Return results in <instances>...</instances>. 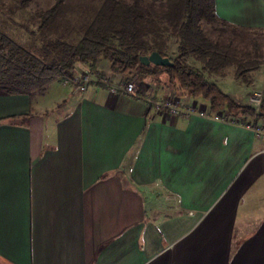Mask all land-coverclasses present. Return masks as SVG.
<instances>
[{
    "label": "crops",
    "instance_id": "1",
    "mask_svg": "<svg viewBox=\"0 0 264 264\" xmlns=\"http://www.w3.org/2000/svg\"><path fill=\"white\" fill-rule=\"evenodd\" d=\"M216 3L264 30V0ZM109 78L0 87V264H264V138Z\"/></svg>",
    "mask_w": 264,
    "mask_h": 264
},
{
    "label": "trees",
    "instance_id": "2",
    "mask_svg": "<svg viewBox=\"0 0 264 264\" xmlns=\"http://www.w3.org/2000/svg\"><path fill=\"white\" fill-rule=\"evenodd\" d=\"M67 1L55 0L50 8L37 13L42 29L53 24ZM29 2L25 0L22 5ZM241 29L248 28L219 16L216 0H105L76 43L62 38L49 40L38 54L0 30V87L9 94L32 96L55 80L73 76L79 65L89 67L103 81L106 75L100 63L105 61L114 78L141 81L143 96L147 78L164 74L175 92L184 91L208 102L210 115H224L236 123L243 119L259 128L264 121V101L258 110L206 76L234 67L237 80L247 86L253 84L252 74L264 66V36H259L262 44L253 40L251 49L241 51L236 45ZM229 30L232 36L224 41L221 38ZM173 40L178 51L172 58L167 52ZM153 52L169 58L173 65L143 64L141 57ZM190 59L200 62L203 70L192 66Z\"/></svg>",
    "mask_w": 264,
    "mask_h": 264
},
{
    "label": "rangeland",
    "instance_id": "3",
    "mask_svg": "<svg viewBox=\"0 0 264 264\" xmlns=\"http://www.w3.org/2000/svg\"><path fill=\"white\" fill-rule=\"evenodd\" d=\"M23 1L25 0L2 1L3 4L0 7V30L38 54L41 53L45 43L49 40L62 38L76 43L83 36L85 28L93 21L105 0H68L53 24H50L49 28L44 29L40 27L41 19L37 13L50 8L55 3V0H31L27 6L22 5ZM213 36L218 38L219 35L214 33ZM230 36H232V33L229 30L228 35L221 39L226 41ZM238 36L240 37L237 38L236 45L241 51H244L253 47V40H258L259 36H264V30L241 29ZM259 42L262 44V39H259ZM262 47L264 50V44H262ZM177 51L178 45L173 40L167 54L173 58L177 55ZM189 63L197 69L203 70L200 62L190 59ZM81 67V71H75L73 76H67L63 81L70 80V83H76L72 81L73 78L81 81L82 77L86 75L90 77L91 82L93 78H96L89 67L83 65ZM100 69L106 76L114 78L109 63L104 61ZM206 76L211 82L218 84L226 93L240 102L249 104L258 110L260 109L264 101V66L261 70L252 74L254 80L251 86H247L236 79L234 67L226 69L223 74L206 73ZM114 80H116L114 81L115 84L119 82H135L142 87L141 81L136 78H115ZM52 83L38 96L48 93V87ZM145 87V93L147 97H150L151 101H171L177 104L179 109H194L195 111H206V113H209L208 102L200 98H193L184 91L177 90L178 92H175L168 86L167 78L164 74L147 78ZM239 123L253 127L252 122L248 123V121L243 119ZM259 127L264 128V121L260 123Z\"/></svg>",
    "mask_w": 264,
    "mask_h": 264
},
{
    "label": "built area",
    "instance_id": "4",
    "mask_svg": "<svg viewBox=\"0 0 264 264\" xmlns=\"http://www.w3.org/2000/svg\"><path fill=\"white\" fill-rule=\"evenodd\" d=\"M72 79V78H71ZM70 80H66V83H69ZM72 81L76 82L77 84H81L80 89L81 90H85L87 88V86L91 83L90 81V77L89 76H83L81 81H78L76 78H73ZM111 89V92L113 94H118L120 92H123L125 94L134 96V97H143L141 95V85L135 82H124V83H116V84H112L109 86ZM148 102L150 104H152L153 106H155L156 110L158 111H164V110H169L170 112L174 113V114H180V113H194L196 112L194 109H189V110H183V109H179L177 107V104H174V102L168 101V102H157V101H151V99H148ZM216 119L218 120H224V121H228L227 117L224 115H215L214 116ZM249 126V125H248ZM251 127V126H249ZM257 134L260 137L264 138V128H255Z\"/></svg>",
    "mask_w": 264,
    "mask_h": 264
},
{
    "label": "water",
    "instance_id": "5",
    "mask_svg": "<svg viewBox=\"0 0 264 264\" xmlns=\"http://www.w3.org/2000/svg\"><path fill=\"white\" fill-rule=\"evenodd\" d=\"M141 61L143 64L149 66L151 64L159 65V66H170L173 65L169 58L163 57L159 52H153L148 56L141 57Z\"/></svg>",
    "mask_w": 264,
    "mask_h": 264
}]
</instances>
